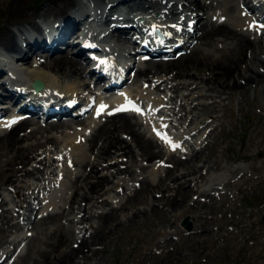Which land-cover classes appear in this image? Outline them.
Masks as SVG:
<instances>
[{
    "label": "bare ground",
    "instance_id": "obj_1",
    "mask_svg": "<svg viewBox=\"0 0 264 264\" xmlns=\"http://www.w3.org/2000/svg\"><path fill=\"white\" fill-rule=\"evenodd\" d=\"M88 1L96 9L93 14L94 20L90 18V12L85 9L87 3L82 0H46L40 5H29L30 0L9 1L8 16L6 20L4 19L5 24L1 25L0 47L2 48L1 54H5V51H15L18 55L20 54V59L25 63V65L16 63V66H13L20 70L19 73L25 75V77L22 75L16 77L19 80V82H15L18 87H24L25 90L34 92L27 87L30 83L28 81L40 79L43 82V87L40 90H47L43 96L38 94L40 98L48 96L47 92L55 91L56 94L65 93L64 96L67 100L76 99L77 93L79 97L84 95L83 92H79L83 91L85 87H90L89 92L92 94L94 85L92 86L90 81H85L87 80L85 75L98 72L96 79H99L104 74L93 67L87 68L90 62L86 53L87 48L78 39L70 43L71 38L67 35L70 28L62 27L63 31L58 33L57 41L54 40L55 43L45 42L47 47L44 44H30L29 34L33 31L42 33L41 23L49 24L51 22L50 26H53L57 19L60 23L68 22L71 18L72 22L78 21L74 10L83 14L84 19L93 22L92 28L90 24L84 31L83 38L86 41L88 38L94 39L95 36H99L105 40L106 45H110L113 51L119 49L123 53L119 57L116 53L109 57L111 62L116 58L119 74H122V69L126 66L135 68V73L131 76L132 84L133 82L136 84L137 80L147 81V84L153 88H163V92H165L163 96L168 91H174L176 96L185 98L184 101L193 102L194 110H201L202 114L207 112L208 106L206 101L199 97L204 96L205 99L209 97L211 100L208 103L218 105V102L220 103L224 98L232 97L235 93L244 98L258 85L264 87V27L261 26L264 25V0H114L109 3L108 7L105 4L110 0ZM51 17L53 20L48 21ZM124 21L126 25L121 24ZM93 25H103L104 28H97ZM131 25L136 27L138 32L146 33L144 34L147 36L146 45L153 46L158 43L156 36L149 31L150 28L158 27L165 35V39L160 42V47L177 46L176 43L182 41L186 42L184 48L186 53L175 58L169 56L171 59L167 57L168 60L140 54L143 52L142 45L136 51L127 46V43L132 41L131 33L134 32ZM15 28L19 30L16 32ZM186 33H191V36L195 35V39L186 37ZM79 34H81V27L74 31L72 35L75 37L72 39L78 38ZM38 35L34 34V36ZM43 37L45 38V36ZM23 41L28 46H23ZM86 41L85 43L89 42ZM182 44L181 46H183ZM73 45H75L74 50L70 47ZM160 47L158 46L155 50H160ZM69 49L73 50L72 53L66 52ZM134 51L136 54L139 52L137 58H135V54L133 55ZM44 53L46 54L44 55ZM145 53L155 55L149 49H145ZM130 55L134 57L133 60L128 57ZM6 60L7 58L0 56V77L4 73L1 66L5 64ZM65 79L68 81L63 83ZM73 80H77L78 84H74ZM123 80L127 79L123 78ZM81 85L83 90H79ZM0 87L4 90L0 92L1 99L10 100L19 97L7 89L1 78ZM106 89H112L110 83ZM115 93L109 96H101L99 92L97 95L86 93L87 104L85 107L92 108V113L87 115H84V112L87 111L85 109V111L66 118L58 117L55 121L45 120L43 124H39L37 115L23 117L18 113L4 116L0 120V207L14 200L9 197L12 192L18 197L13 204L18 206V214L23 215L26 213L25 208L27 207L24 202L32 200L28 199V191L24 188L28 190L35 188L36 184L42 185L41 179L45 182L48 179L47 184L49 185L51 182H59V179L66 180L64 176L67 173L68 180L72 181L70 185L73 187L68 207L71 212L77 209V216L78 213L83 212L80 220L78 219L82 225L76 232L74 225L68 226L66 229L64 227L63 230L55 220V215H59V213L48 211L44 220L51 224L46 225L42 230L44 236L38 239L41 245L35 248L31 245L30 249H34L33 256L29 263L23 257L21 264L24 260L25 264H101L103 251L106 249L116 225L112 226V214L100 207L104 208V203H108L107 201L113 203L116 198L113 195L110 196V189L118 188L120 185L124 187L130 180L134 182L137 180L138 184V188H132L133 193L129 195L127 192L125 193L128 195L129 205L127 207L131 211H128L127 215L124 213V220L131 222H137L140 219L146 221L149 212L178 217L182 214L180 210L187 203V193L190 195L197 193L193 201L200 205L199 192L203 190L209 192L211 185L214 188L220 182L212 181L210 175L207 177L209 170L221 169V165L218 166L219 161L215 155L205 151L206 146L199 147L198 140L192 141L190 145H185L184 142L176 141L165 132V124L159 121V123L152 122L146 128L148 121L145 120L143 123L142 119L134 116L143 114L145 115L143 118L147 117L151 120L153 115L150 113V117L146 113V109L151 107V111H153L157 102L152 104L146 101L144 107H141L139 103H136L134 107H125V101L127 99L135 100L134 96L129 97V91L123 86ZM25 95L39 100L36 95H30L28 92ZM101 105L104 106L103 109H101ZM8 110L9 108H6L2 111L8 112ZM63 127L66 128L65 131ZM38 133L46 141V143L43 142L45 146L42 147V151H38L37 146H34L42 144L39 140L34 141L35 143H24ZM161 133H164L168 138L161 137ZM84 141L86 145L83 151ZM58 142L64 143L61 148H59L61 143L58 146ZM201 142L202 138L199 143ZM47 143L55 145V149L49 148V145L47 147ZM33 147L38 152L31 153ZM89 151L92 154H89ZM175 151L178 152L176 158L170 155V153L174 155ZM43 152L45 154L42 156ZM92 155L95 158H92ZM159 156L160 158H158ZM163 159L171 161L172 166L166 167L164 177H161L155 186L151 184V177L140 176L143 172H135L133 169V164H141L145 160H148L152 166L159 167L161 164L163 166V162L166 161ZM60 160L64 161L66 165L60 163ZM41 164L42 166H40ZM56 168L57 171H53ZM52 172H56V176ZM33 176L37 177V182L34 181ZM139 176L140 178H138ZM208 181H210V185L205 188V183ZM194 186L196 187L194 188ZM155 189L160 192L159 198L161 197L162 202L150 200L149 196L154 193ZM141 190H144L146 194H140L143 192ZM104 194L108 196L103 197ZM203 194L205 193L203 192ZM123 196L124 194L120 198L123 199ZM74 203L78 204L74 206ZM14 205L13 207H15ZM209 205L206 207L211 209ZM53 206L54 203L51 202L44 205L41 210L45 211ZM20 208H22V212H20ZM10 212L12 213L11 208L1 209L0 232L19 229V225L12 222ZM62 213L63 211L60 214ZM73 216L75 218V215ZM71 218L70 216L68 219ZM39 242L36 243L39 244ZM74 242H78V244L73 245ZM7 249L9 248L7 247ZM7 249H2L0 264H7L8 258L13 257L15 251Z\"/></svg>",
    "mask_w": 264,
    "mask_h": 264
},
{
    "label": "rangeland",
    "instance_id": "obj_2",
    "mask_svg": "<svg viewBox=\"0 0 264 264\" xmlns=\"http://www.w3.org/2000/svg\"><path fill=\"white\" fill-rule=\"evenodd\" d=\"M9 1L10 0H0V31L2 30V26L5 24V20L8 16ZM44 1L46 0H30L29 5H40ZM20 28H23V26H20ZM17 30L19 29L15 28L16 32ZM192 38L195 39V35L192 36ZM1 49L2 48L0 47V54L2 53ZM66 52L72 53V50L69 49L66 50ZM185 53L186 50L184 53L172 56L171 58L184 55ZM45 54L46 53H44V55ZM134 54L136 53H133V55ZM169 58L162 59L168 60ZM132 73H135V68ZM90 74L91 73L85 76V79L87 78L85 81L93 79V75L90 77ZM67 81L68 80L65 79L63 83H66ZM73 81L74 84H78L76 83L77 80ZM140 81L141 80H137L136 84L130 86L132 93L138 95L137 97L139 98V101H149L152 104L156 102L158 103L153 111H151V107L146 110V113L150 117L151 114L153 115L151 120L139 115L143 123L145 120L148 121L146 128H148L152 122H160L165 124V131L169 133L173 139L180 142L182 141L185 145H190L192 141L198 140V146H206L205 151H209L210 154L215 155L219 161L218 166L221 165V169L209 170L207 172V177L210 175L212 181L220 182L214 188L213 185L210 186L211 192H208L207 190L199 192V199H201L200 205L195 204L193 201L197 196V193L192 195L187 193V203L180 210L182 214L178 217L174 215L165 216L159 213L149 212L146 221L140 219L137 222L124 220V213L127 215L129 213L128 211H131V209L127 207L129 205V202H127V196L134 192L132 188H138L137 180L135 182L130 180L124 187L120 185L118 188L114 187L110 189V196L113 195L116 198L113 203H110L109 201H107L108 203H104L105 209L102 207L100 208L109 211L112 214V226L116 225V227H114L106 245V249L103 251L101 264H264V87L258 85L254 91L251 90L244 98H242V96L239 97V95L235 93L230 98H224L220 103L216 101L218 102V105L215 103H208L211 100L209 97L206 99L204 96L199 97V99L205 100L208 106L207 112L202 114L201 110H194L192 105L193 102L189 103L184 101L185 98L182 96H176L174 91H168L167 94L163 96L165 93L163 92V88H153V86L147 84V81ZM82 87L83 86L81 85L79 90H82ZM159 102L161 103L159 104ZM43 122L44 121H40L39 124H43ZM63 129L64 131L66 130L65 127H63ZM40 135L41 134L38 133L36 136L24 141V143H35L39 140L42 144L38 143L40 146H34H37L36 148L38 151H42V147L45 146L44 143H46V141L44 138L40 137ZM201 138L202 142L199 143ZM60 143L61 142H58V146ZM84 143L85 141L83 142V151L86 145V143ZM63 144L61 143L59 148H61V145ZM48 145L49 148L55 149V145L47 143V147ZM36 148L33 147L31 153H35V151L38 152ZM164 148L167 149V147ZM178 152L174 155H172L173 153H170V155L176 158ZM88 153L92 154L90 151ZM44 154L45 153L43 152L42 156ZM91 157L95 158L94 155ZM158 158H160V156ZM163 160H166L164 161L165 163L160 161L163 162V166L161 164L159 167H155L152 166L148 160H145L142 161L141 164H133V169H135V172H143L140 176L147 175L148 177H151V184L155 186L159 179L164 177L166 167L168 168L172 166L171 161L168 159ZM59 162L62 164L64 163V161L61 162V160ZM64 164L66 165V163ZM53 165L55 164L53 163ZM40 166H42V164ZM53 171H57V168ZM52 173L55 175L56 172ZM53 174L52 176H54ZM140 176L138 178H140ZM64 178L66 180L60 179L59 182H51L50 185L47 184L48 179H46V182L41 179L40 181L42 185L36 184L37 186H35V188H29L30 190L24 188V190L28 191V199L32 200H29L30 202H24V204H27V207L25 208L26 213L23 215L18 214V206L13 204L18 197L12 192H10L9 197L14 200L3 205L4 207H0V211L2 208H11L12 213L10 212L11 214L9 215L12 218V222L19 225V229L14 231L0 232V247L9 244L8 248L16 247L19 248L20 251L18 255H16V258L9 264H14L15 262L21 264L24 258L27 263H29L30 258L34 254V249H30V246L32 245L33 248H35L36 246L41 245L38 239L44 236L42 230L45 229L46 225L48 226L51 224L44 220V216L48 213V210L47 212L44 211L45 213L42 211L43 205L52 202H47V199L50 200L52 198V200H54L52 203H56L53 206L54 208L51 207V211H49L51 213H59V215H55V220L57 221V225L61 226L63 230L64 227L66 229L68 226L74 225L75 231L77 232L79 226L82 225V222H79V220L80 216L82 217L83 212L81 211L77 216V209L72 210L71 212L68 207L73 187L70 185L72 181L68 180L67 173ZM33 179H35V182L38 180L35 176H33ZM166 181H168V178H166ZM210 181L205 183V188L210 185ZM189 186L191 185L189 184ZM195 187L196 186H194V188ZM126 192L128 195H125ZM141 192L142 193L140 194L142 195L146 194L144 190H141ZM153 192L154 193L149 196L150 200L153 199L155 202H162L161 197L159 198L160 192H158V189L157 191L155 189ZM203 192L205 194H203ZM41 194L43 196L42 198ZM123 194L125 197L123 196L122 199L120 196ZM107 196V194L103 195V197ZM58 198L60 199L58 200ZM77 204L78 203H74V206ZM82 204H84V202H82ZM207 204H210L209 206L211 209L206 207L208 206ZM13 205L16 208L13 207ZM19 210L22 212V208ZM111 210L113 211L111 212ZM61 211H63L62 214H60ZM39 212L41 213V216ZM73 215H75V218ZM70 216L72 218L68 219ZM17 234H20L18 239H16ZM13 238L16 240L13 241ZM36 242H39V244ZM77 244L78 242H74L73 245ZM25 260L22 264H25Z\"/></svg>",
    "mask_w": 264,
    "mask_h": 264
},
{
    "label": "water",
    "instance_id": "obj_3",
    "mask_svg": "<svg viewBox=\"0 0 264 264\" xmlns=\"http://www.w3.org/2000/svg\"><path fill=\"white\" fill-rule=\"evenodd\" d=\"M35 86L36 87H41L42 86V81L41 80H36L35 81Z\"/></svg>",
    "mask_w": 264,
    "mask_h": 264
},
{
    "label": "snow or ice",
    "instance_id": "obj_4",
    "mask_svg": "<svg viewBox=\"0 0 264 264\" xmlns=\"http://www.w3.org/2000/svg\"><path fill=\"white\" fill-rule=\"evenodd\" d=\"M262 27H264V25H261ZM103 105H101V109H103ZM118 110H125V109H118ZM137 111H138V109H137Z\"/></svg>",
    "mask_w": 264,
    "mask_h": 264
}]
</instances>
